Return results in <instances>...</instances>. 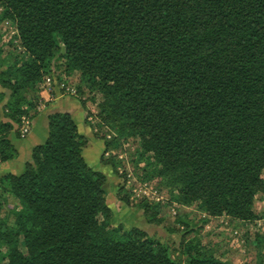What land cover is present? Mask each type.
<instances>
[{
	"label": "trees",
	"instance_id": "16d2710c",
	"mask_svg": "<svg viewBox=\"0 0 264 264\" xmlns=\"http://www.w3.org/2000/svg\"><path fill=\"white\" fill-rule=\"evenodd\" d=\"M0 8V21L15 29L0 44V164L18 157L10 134L22 137L23 117L39 113L55 70L61 91L62 73L79 77L86 109L88 90L97 112L87 122L97 136L105 131V151L133 146L129 161L141 181L210 216L256 223L264 0H0ZM48 118V138L23 172L0 175V264H233L215 244L190 237L181 218L176 256L169 241L114 224L107 175L83 155L89 138L69 112ZM105 151L102 163L130 174L124 158ZM124 188L120 200L163 223L170 202L136 201ZM251 242L257 257L245 264H264V226Z\"/></svg>",
	"mask_w": 264,
	"mask_h": 264
},
{
	"label": "rangeland",
	"instance_id": "374dc122",
	"mask_svg": "<svg viewBox=\"0 0 264 264\" xmlns=\"http://www.w3.org/2000/svg\"><path fill=\"white\" fill-rule=\"evenodd\" d=\"M0 13H1V8H0ZM14 32L15 29L14 27L11 26V24H7L3 21H0V34L2 35L0 44H2L3 42L9 43V41L13 38L15 34ZM53 73H54L53 76H46V79L48 77H51L52 84L47 87L44 86L42 87L43 91L41 93V97L43 100H46V97L50 96L49 92L53 91L56 87L55 84H57L56 82L59 78V74L55 70ZM62 76L64 80L67 79L68 84L71 83L72 85L76 86V89L78 88L77 86H79L78 84H80L78 76L73 75L69 77L64 73H62ZM82 90L84 92V97L82 98H85L88 106V109H86L87 117H88V111L93 112L94 115L97 112L96 110L97 107L93 104L91 100H88L89 97L88 90L86 88H82ZM43 107H41V109H43ZM92 120L93 123L98 121L97 118H95V116L92 117ZM97 130L98 127L94 126L93 131L95 136L98 139L104 141V139H102L99 136H102L101 134H104L105 131L104 130L101 131L99 136H97L96 135ZM128 150H130L131 153L133 151V146L123 144L121 146L119 145L109 148L108 152L105 151L104 148L102 152L103 154L105 151L106 156L115 155L119 159L124 158L125 163L127 162L126 167L128 168V170H130V174H125L124 173L125 168L120 167L119 170L122 177L120 176L118 178H114V180L113 179L110 180L105 186V189L107 191L108 202L109 204L113 205L116 211H117V207L115 206V204L117 203L116 198L120 200V194H121L120 192H123L121 191V186L125 187L122 190L129 191V195L131 196V198L136 201L143 198H148L149 200L152 201L161 202V204L163 205L170 202V205H166L162 211L163 212L162 216L164 218L163 223L153 224L154 226L152 225L149 228L150 230L149 233L155 234L161 237L162 239L169 241L172 244V246L175 248V256L177 254L181 255L182 253L181 252L182 233L179 231L185 228V224L178 223L179 218H181L186 222H188L189 225L194 230V232L191 233L189 232L190 237L197 236L200 237L205 243L215 244L218 248L219 253L221 254L223 253L225 255V258L230 262H232L233 264H245L248 262L255 261L258 251L253 246L251 241L254 238V233L256 232V229L259 228V226H264V193L258 194L255 200V207L257 214L259 216L256 223L248 224L242 221H235L226 216H221V217L210 216L206 213L197 210L195 206H191V207L183 206L178 201L171 199L168 192H166L165 189L158 186V184L155 181H151V182L141 181L139 179L140 175L134 170V165L129 161L130 154L129 152H127ZM126 177H128L127 180ZM142 190H146V193ZM120 201L123 204L127 205L124 201L122 200ZM121 202L119 203L120 206L122 205ZM173 209L176 210V214L172 213ZM117 212L118 214H121V212L123 211L120 209V211ZM131 216L134 217L135 215H131ZM130 217L121 216V215H119V217H115L114 214L112 222L114 224L121 223L123 225L128 226L125 219ZM138 217L139 216L134 217L135 221H137L136 222L137 225L139 223ZM168 225L175 227L178 231L176 233H170L168 230Z\"/></svg>",
	"mask_w": 264,
	"mask_h": 264
},
{
	"label": "crops",
	"instance_id": "0c3cea01",
	"mask_svg": "<svg viewBox=\"0 0 264 264\" xmlns=\"http://www.w3.org/2000/svg\"><path fill=\"white\" fill-rule=\"evenodd\" d=\"M49 93L50 96L46 97V100H44L45 105L44 107L42 106L43 109L32 117V128L30 133L26 137L22 138L17 135L16 129H14L10 134V139L18 150V157L1 163L0 175L6 173L20 174L23 172L25 163L31 158L32 149L36 145L44 143L48 138L49 114L60 111L71 113L73 119L77 123L79 132L89 138L88 145L85 147L83 155L91 167L105 172L107 175L105 186L110 180L118 178V175L115 173L111 165H106L101 161V154L105 148V142L95 136L93 128L87 122L86 107L81 102L80 97L65 94L57 86ZM116 201L117 203L115 206L117 207V211H120V209L123 211L121 214H118L113 205L109 204L107 197V202L109 206L111 205L110 207L113 209L115 217H119V215L129 217L131 215L139 216L138 225L136 224L137 221H135V216L125 219L127 225L129 226L124 225L126 228L138 226L150 232L149 228L153 225V223H149L147 221L144 212L140 208L125 205L118 200V198H116ZM120 202L122 203L121 206L119 204Z\"/></svg>",
	"mask_w": 264,
	"mask_h": 264
},
{
	"label": "built area",
	"instance_id": "2783aa9c",
	"mask_svg": "<svg viewBox=\"0 0 264 264\" xmlns=\"http://www.w3.org/2000/svg\"><path fill=\"white\" fill-rule=\"evenodd\" d=\"M51 80H52L51 77H48L45 80V82L42 85V87L43 86L47 87V86L51 85L52 84ZM60 86H61V89L64 90L63 92L65 94L76 96V97H80V93L76 89L75 85H72L71 83L68 84L67 81H63ZM83 99H85V98H83ZM42 106H44V103L41 101L39 106H38V109H41ZM89 118H91L90 120H92V117H89ZM31 126H32L31 119L29 117H23V125L21 127V136L22 137H25L30 132ZM142 191H144L146 193V190H142ZM158 200H160V199H158ZM172 213L176 214V210L173 209Z\"/></svg>",
	"mask_w": 264,
	"mask_h": 264
}]
</instances>
